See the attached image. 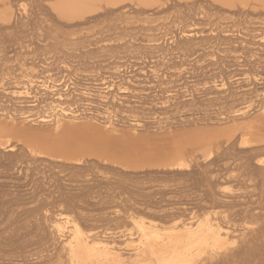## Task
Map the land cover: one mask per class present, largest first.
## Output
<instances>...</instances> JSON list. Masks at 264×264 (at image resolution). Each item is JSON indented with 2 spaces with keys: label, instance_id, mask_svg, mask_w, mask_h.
Returning <instances> with one entry per match:
<instances>
[{
  "label": "bare ground",
  "instance_id": "bare-ground-1",
  "mask_svg": "<svg viewBox=\"0 0 264 264\" xmlns=\"http://www.w3.org/2000/svg\"><path fill=\"white\" fill-rule=\"evenodd\" d=\"M65 1L75 2L78 3L81 7H85V14L90 13L91 15H94L92 13L96 12L97 10L100 11V9H102L104 10L103 12H106L105 14L107 16L109 14L107 12L115 13L116 18L123 17L126 21V18H129L127 16L129 8H126L128 6H133V8L137 7L138 11H141L142 13L143 10L146 11L148 7L151 6L155 8H152V11L156 10V8L158 7H162L163 12L164 10L171 9L172 7L174 8H172L171 10H175L176 7L175 5L172 7L169 5L170 7L168 6L167 8L168 4L167 2H164V0ZM208 1L213 4L215 8H217V10H221L227 7L237 8L240 9V11L245 8L254 10L258 6L263 7L264 5V0ZM163 2L166 5V9H164L165 5L164 7L162 6ZM182 2L184 3V6H182L187 9L185 11L189 13L192 10L194 0H182L181 2L178 1V4ZM9 5L10 4L5 7L7 10H9H6V14L11 13L10 9L12 6ZM178 6L179 7L177 8H181L180 10H183L182 6ZM178 10H176V12L182 13V11ZM99 11H97L98 14ZM156 12L154 11V14ZM150 13L151 12L149 10V16ZM183 14L187 15L186 12ZM146 15H148V13H146ZM124 16H126V18ZM149 16L148 18H150ZM82 18L85 19L84 17ZM88 18L90 19L91 17ZM107 18H109V16L104 19ZM95 21H97V19H95ZM113 22V25H115L114 20ZM127 24L129 25V22ZM116 25H118L117 27H119V24L116 23ZM116 25L114 28H117ZM130 27L132 28V26ZM226 27L222 26L220 28H225V30H227ZM220 28L218 29V32L220 31ZM114 30L116 31V29ZM216 31L215 33H217ZM130 32L135 33V31L132 32V30H130ZM179 32H181V30ZM182 32H184V30H182ZM112 33L116 35L117 31L113 32L112 30ZM127 33H129V30ZM199 33H201V31ZM215 33H209L206 34V36L202 34L201 36L198 34L199 36H197L198 38H202L204 36L203 38L205 39V37L208 38V36L211 35V38L209 37L208 39H212V34L214 35ZM217 34H219L220 37V33ZM189 35L190 34L186 36L185 34L184 36H186V40L182 41L181 39L183 43H179L178 45L176 44L179 41V36L175 37L177 38V41L175 43L176 47L174 46V48H171L175 50L178 48L179 50H185L186 52H188L187 50L190 47L193 48L192 50H195L198 45L200 46L201 42L198 43L196 47H194L195 44H197L196 41H200V38L195 41V39H192ZM228 35L229 34H226L225 36ZM233 35H231V37H228L229 39L227 37L225 38L222 35L221 36L224 37L222 38L223 41L225 39H228L227 44H229L234 43V41L238 39L237 37V39L234 37L235 40H231ZM114 36L106 37L110 39L114 38ZM119 36L121 37L122 35ZM130 36L137 38L136 36L138 35L135 34L134 36V34H130ZM143 36L141 35V38ZM184 36L182 37L181 35L180 38L182 37L185 39ZM197 36L195 37L197 38ZM125 37L127 38L126 40L129 39L127 36ZM219 37L218 42L220 41ZM117 38L115 36L114 39L116 40ZM135 38L132 40H136ZM141 38H139L140 41L144 39ZM146 38L149 39L148 37ZM213 38H215V36ZM119 39L120 38H118V40ZM229 40L233 42H229ZM116 41L113 42H115L116 44ZM136 41L138 42V40ZM172 41H174V36H172ZM126 42L127 44L129 43V45H132L131 41ZM143 42H138L137 44L141 46L147 41H145L144 43ZM110 43L107 44L110 45ZM133 43L135 45V42ZM171 43L169 45L172 46L173 43ZM202 43L207 45L205 41ZM151 45L152 44H148L147 48L155 49L156 47H158L156 44V47L154 46L155 48H153V46ZM112 46V44L111 46H107L105 44H101L100 46L96 45V47L92 49L91 53L100 57L103 56L102 54H100L102 52H104L105 55L108 54L106 51H114L117 53L119 50L115 51L116 48H113ZM123 47H125V45H123ZM141 47L143 48V46ZM141 47L139 48L142 49ZM201 47L202 46H200V48ZM120 48L121 46H119L118 49ZM129 48H131V46L127 49ZM144 48H146V46ZM144 48L142 49V51H145ZM160 48L161 47H159L158 50L159 54L160 52L164 51V49H166V47H163L160 51ZM123 49L125 50V48ZM198 49L199 48H197V50ZM132 50L131 53H133ZM136 51H138V49ZM142 51L140 50V53ZM167 51L168 49L166 50V52ZM147 52L150 51L147 50ZM156 52L152 51V53ZM164 52H162L163 54L161 55L165 54L166 58V54L168 55L171 51L169 50V53ZM177 52L179 53V51ZM127 53L129 52H126V54ZM109 54L108 55L111 57L112 54ZM144 54H146V52ZM152 57H154V55ZM222 85H224V83H222L220 86ZM261 86L262 87L253 86L252 88L242 91H233L230 88L227 90V88H224V90H220V93L223 94V96L221 95L220 97L225 100L228 99L229 102H232L233 106H231V103H229L227 100L226 106L228 105V103L230 105H228L224 111L211 113L205 112L202 114H195L194 112V115H192V117L187 116L183 118L182 116V118L180 117V119H178L179 116L177 117V119H169L165 117L163 119L161 117H155L154 120L153 118H149L151 120L147 119L146 121H141L139 119L141 117L133 118L135 114L133 112V117L131 115V118L126 116L125 118L121 116V120H117L116 117L114 118V114L113 120V118L110 116L111 114L109 113V115L105 111H103L102 113L105 112V114L107 113L106 115L100 114L99 112L93 111L91 108L84 106L80 108L75 107L77 109L74 110L65 109L63 108L64 106H61L62 108L60 107V109H57L59 108L57 104L53 109L55 110L53 111L54 113L52 112L51 114L46 115V117L41 115V119L43 118V120L39 118L40 121H38L34 118H30L28 114L26 115L25 110H23V108H21V105L17 103L16 104L20 107L15 103V105L12 104L13 102L7 104L9 105L8 107L3 104V106L0 107V147L4 149L8 148L9 150L12 149L14 150V152L11 150V152H0V264H28L32 260V258H30L31 260L29 259L30 261H28V263L26 259H28L32 254L29 253L27 247L34 242L44 240L46 231H48L46 229H49L50 227L56 228V230L61 233V237L59 236L61 238V241H59L60 248H58L61 249L60 251H63V253H60L63 256V262H65V264H264V193H259L258 200L251 202L256 204V206L251 207V203L248 204L247 202L243 203L223 199L222 194H220L221 190L217 192L218 190L216 191L215 189L218 182H220V179L226 180L227 176L234 175L232 172L233 169H239L240 166L243 169L242 175L245 176V180H257L260 184L264 183V165L262 164L264 161L260 160V154H264V87L263 85ZM80 100H82V98ZM21 103L23 106L24 102ZM11 104L12 106H10ZM92 106L93 105H91V107ZM27 107L29 106L27 105ZM130 108L132 109L128 108L129 112L131 110L133 111L135 107ZM144 108L146 109V107ZM27 109L28 108H26V110ZM147 109L150 108L148 107ZM150 111H153V109ZM222 135H224V137L220 138V136ZM156 142H163L165 144V147L153 150V147H151L150 145H153ZM189 147H206L209 149L213 147L217 149L220 147L221 149H219V152L217 151L216 153L217 158L215 161L226 160V164L223 165L225 167H223L222 165H220L221 167L218 165L214 167L216 163H213L212 160H208L209 162L201 163L187 162V155L185 156V152H187V149ZM212 151L214 150L212 149ZM211 152H209V154ZM156 154H160L163 158L161 163L150 164L149 162L143 160V157ZM197 156L199 157V155ZM258 156L260 157V159L258 161H255ZM100 163H106L114 172H112L111 170L110 171L112 173H115L114 175L111 174L113 175L112 177L111 175H109L110 177L104 176L105 180H100L101 182L96 179L93 180V177L90 178L92 176L90 174V171L92 173L95 172L94 170H96V167L98 170V164ZM106 164H104V166ZM100 166L102 168L103 165L101 164ZM106 170L109 171V169ZM103 172L105 171L103 170ZM152 172H156L155 174H163L165 177L167 174L173 173L175 176H177L176 179H173L174 181L177 180V183L175 182L177 184H175L177 187L173 186V190L175 189V191L171 190L174 193L170 195V190L168 192L165 191L167 187H164L165 190L162 191L163 189L161 190L159 188V190L155 186L153 189H157V191L159 192L161 191L160 193L155 190L151 192L152 188L149 190V192H145V190L141 193V190L136 187V184L134 185L130 181L131 184L136 187L133 188V186L129 184V182H126L129 188L131 185L132 189H135V195L133 193L132 194L137 197L136 190L138 194L139 189L140 194L138 196L141 197L140 199L138 197V199L136 197L135 199L133 198V202L129 201L131 204L127 202L130 204V209L132 208L135 212L136 210L139 211V213L142 212L148 217H131L136 224L135 226L137 228V233L135 231V238H131L128 240V243H131L133 246V252L130 253V251H127L128 255H123L124 252L121 253L123 249L121 251L117 250L115 247H112L113 244H110L111 246H108V244L113 241L111 240V238V241L108 243L109 240L107 238H105V240H108L106 242L105 240L101 239L102 237L100 238L96 236L100 238L97 239L94 236L90 237L91 235L89 236L87 234H84L85 232L83 233L79 229V226L74 222V220L63 213L67 210H78V208L80 207L82 209V206L94 205L95 203H93L94 201L92 202V198H94L93 194L96 192L95 188L97 187L98 189V187H100V184L103 182H106L108 184L112 180L113 183V178L115 177H118L115 178L117 182L115 180L114 181L119 184L121 182L118 181L124 179H126L125 181H127V179L129 178L132 181L134 179L133 182H135L137 180L136 178H127L128 175H131L130 173H145L149 175L152 174ZM141 178L139 180L138 177V180L141 181ZM148 179L146 181L149 182L150 180ZM156 179L158 180V178ZM143 180L144 178H142V182H140L141 184L143 183ZM153 180L155 181V178ZM136 182L138 185V181ZM112 183L110 182L108 185L112 186ZM107 184L103 183V185L105 186H107ZM121 184L125 185L124 182ZM169 186L172 187L171 185ZM125 187L122 186V188H118L124 190ZM110 188H112L113 190V187ZM192 188L199 190V192L201 193L194 192L195 189L194 191H190ZM115 189L113 190L114 192ZM99 191H101V189ZM121 192H118V194H120ZM118 194L115 195L118 196ZM157 194L159 195L156 196ZM112 197L110 196V198ZM162 202H166L167 204H161ZM222 206H225L224 213L226 214L227 212L226 215L224 214L221 216L220 214L222 218L220 220L224 219L225 222L222 223L223 221H221L222 225H225L226 223H228V221H230V218L228 219L226 217H231L232 219L234 218L233 216H239L237 218L238 221H240V224L238 222L240 228L237 224H235L237 225L236 227L239 228L238 233L233 229L237 234L231 233L233 232V230L230 228H233L234 226H230V228L227 225L222 226L221 223L218 222L220 220L216 221V218H212L213 214L217 215L220 213L215 212V210L213 209H215V207ZM51 209V213L47 214V212ZM255 209H258V211L256 212ZM65 213L69 214L68 212ZM52 215H55L56 217L54 216V218H52ZM182 215L185 216V219H183V217L180 218ZM176 219H178L177 221L179 222H175ZM144 220L147 222H145ZM158 220L159 222L165 221L166 224L167 221L174 220V222H172V224H165L166 226H162L156 224V222L158 223ZM57 235L59 234L57 233ZM134 235L132 234V236ZM115 244L116 242L114 243V246ZM132 246H130L131 249ZM205 258H207V262H209L208 260L211 259L210 262L206 263ZM41 259L36 260V263H32H49H46V261H48L49 259L46 261L42 260V262H40L39 260ZM55 259L54 261L56 262L57 259ZM49 261H51V259Z\"/></svg>",
  "mask_w": 264,
  "mask_h": 264
},
{
  "label": "rangeland",
  "instance_id": "rangeland-1",
  "mask_svg": "<svg viewBox=\"0 0 264 264\" xmlns=\"http://www.w3.org/2000/svg\"><path fill=\"white\" fill-rule=\"evenodd\" d=\"M178 1L181 2L182 0H177V2L176 0H164V2H167L168 4L167 8L169 5L171 7L175 5V10H171L172 8H174L172 7L171 9L164 10L163 12V8L160 6L162 9L159 7L156 8V10H154L155 12L157 11L155 14L154 11L151 10L152 8L155 9L153 6L148 7V9L146 8L147 12L143 10V13L141 11H138V8L136 6V8H133V6H128L126 8H129V10H125H128L127 16L129 18H126V16H124L127 21L124 20L123 17L116 18L115 13L107 12L109 13V18H107L109 20L108 21L107 19H104L108 16L105 14L106 12H103L104 10L102 9H100V11L103 14L99 10H97L99 11V14L97 13V11L92 13L94 15H91L90 13L85 14V7H81L78 3L68 2L65 0H0V107H2L3 104L8 107L9 105L7 104H10L11 102H13L12 104L17 103L21 105V108H23V110H25L26 115L28 114L30 118H34L38 121H40L39 118L41 119V115L46 117V115H49L53 111H55L53 109L57 104V106L59 107L57 109H60L61 106H64L63 108L65 109L73 110L82 106L89 107L93 111H97L100 114L106 115L107 113H110L111 115H109L112 118L115 114L116 116L114 115V118L116 117L117 120H121L122 117L125 116L131 118V116L134 113L136 114L137 112L138 113L136 114V116L134 114V117H132H141L139 118L141 121H146L147 119L151 120L152 118L154 120L155 117H161L163 119L164 117L169 119H177V117L179 116L178 119H180V117L182 118V116L183 118L187 116L192 117V115H194V112L195 114H202L205 112L211 113L224 111L226 107L230 105L229 103H231V106H233L232 102H229L228 99L225 100L220 97L221 95L223 96V94L220 93V90H224V88H227V90L230 88L233 91H242L252 88L253 86L262 87L261 85H263L264 87V5L263 7L258 6L254 10L245 8L240 11V9L228 7L217 10V8H215V6L208 0H194L192 10L189 12V14L187 11H185L187 9L183 7L184 1L179 4ZM164 2L162 4L163 7L165 5ZM7 3L10 4L9 6H12L11 9L9 8L11 10L10 14H6L7 9L5 7L8 6ZM178 5H183V10H180L181 8H177L179 7ZM157 9L162 11L160 12ZM164 9H166V5ZM149 10L151 12L150 16ZM176 10L182 11V13L180 12V14L179 12H176ZM184 11L187 13V15L183 14L185 13ZM146 13H148V15H146ZM148 16L150 18H148ZM82 17H84L85 19H83ZM88 17H91L92 20ZM97 17L99 18V20ZM93 18L97 19V21H95V19ZM113 20L115 21V25L116 23L119 24V27H117L118 25H116L118 29L114 28L115 25H113ZM128 22L129 25L127 24ZM218 25L220 27L227 26V30H225V28H220ZM130 26H132V28ZM110 27L113 29H111ZM218 27L220 28L221 32H218ZM114 29H116L117 31L116 35L112 33V30L113 32H116ZM211 29L214 31H212ZM221 29L223 30V32ZM128 30L129 33H127ZM130 30H132V32L135 31V33H131ZM180 30L181 32H179ZM182 30H184V32H182ZM200 31L201 33H199ZM215 31L217 33H220V37L219 34L215 33ZM179 33L182 35V37L185 34L186 36L190 34L189 36L192 39H195V41L200 38H198V36L201 34L205 36L209 33L215 34H212V39H208L209 37L211 38V35H207L208 38L205 37V39L203 38V36V39L200 38V41H196L197 44H195L194 46L196 47V45L201 42V48L199 45L197 46V48H199L198 50L197 48H194L195 50H192L193 48L190 47L187 50L188 52H186L185 50H179L178 48L176 50L171 48H174L177 41V38L175 37H178L180 35ZM112 34H114L116 38L118 36V38L122 39H116L121 43L117 42L114 39L115 36ZM118 34L122 36L120 37ZM130 34H134V36L135 34H137L138 36L140 34L139 38H141V35L143 36L144 34V36L141 38L144 39L140 41L138 36H136L137 38H135L133 36H130ZM226 34L229 35L225 36ZM221 35L225 38L231 37V35H233L232 39L230 38L231 40H235L236 37L238 39L236 38L237 40H235L234 43L227 44L229 38L223 41L222 38L224 37H222ZM106 36H114V38L109 39ZM125 36H130L128 38L131 40H126L127 38ZM172 36H174V41H172ZM180 36L178 37V40L180 42L178 41L176 45H178L179 43L182 44V41L186 40V36H184L185 39L182 37L180 38ZM195 36H197V38ZM214 36L215 38H213ZM146 37L150 38L147 39ZM152 37L153 39L155 37L157 41L155 39L154 41ZM218 37L220 40L219 42ZM134 38L138 40L139 43L147 39L145 40L147 42L144 41V44L141 43L143 44L141 45L143 46V48L146 46V48H144L145 51H142L143 48L139 44H137L138 42L136 40H132ZM206 38L208 41L206 40ZM231 40H229V42H233ZM113 41H116L117 45ZM126 41H131L133 48L132 45H129V43L127 44ZM204 41L205 43H207V45L202 43ZM133 42H135V45ZM107 43H110V45ZM170 43L172 44V46L169 45ZM101 44H105L107 46H111L112 44V47L116 48L115 51H121H118L119 53H116L114 51V53L106 51L108 54H112L111 57L109 56L110 54L105 55L104 52L100 53L107 58L103 56L100 57L98 55H93L91 53L92 49H94L96 45L100 46ZM148 44H152L151 46H153V48H155L156 45L158 47H156L157 49L155 48L156 50L149 49L147 48ZM158 44H162L163 47H166V49H164L165 52H162L169 53L170 50V53L172 54H166V58L165 54L161 55L163 54L162 52H160L159 54V47H161L160 51L163 47L162 45L160 46ZM118 45L121 46L120 49H118ZM123 45H125V47H123ZM130 46L131 48L127 49ZM139 47H141L142 49H140ZM123 48H125V50ZM130 49H133V53H131ZM134 49H138L139 52ZM167 49L168 51L166 52ZM140 50L144 53L146 52V54L142 52L140 53ZM147 50L150 52H147ZM134 51L138 53L136 54ZM152 51H157V54L152 53ZM177 51H179V53ZM126 52L129 53L126 54ZM152 54L154 55V57H152ZM222 83H224V85L220 86ZM81 98L82 100H80ZM227 100L229 103L226 106ZM21 102H24L23 106ZM26 102L29 103L27 104ZM12 104L10 106H12ZM27 105L29 107H27ZM91 105L93 106L91 107ZM128 106L135 107L133 111L131 110L132 113L131 111L129 112V109L132 108ZM147 106L150 109H147ZM144 107H146V109ZM151 107L153 111H150L152 110ZM26 108L28 109L26 110ZM103 111L107 113H102ZM41 120H43V118ZM222 137H224V135L220 136V138ZM150 146L153 147V150H156L157 148L165 147V144L163 142H156ZM220 147L217 149L214 147L210 148L211 150L206 147H189L187 149L188 153L185 152V156L187 155V162L201 163L209 162L208 160H212L213 163H216L214 167H216L217 165L223 166L226 164V160L215 161L217 158L216 153L219 149H221ZM203 148L206 150H204ZM212 149L214 151H212ZM8 150V148L4 149L0 147V152H14V150L12 149H10L11 151ZM209 152H211V155L209 154ZM197 155H199V157ZM260 156L261 159L258 156L255 161H258L259 159L264 161V154H260ZM143 160L149 162L150 164H158L161 163L163 158L160 154H156L143 157ZM101 164L103 165L102 168L100 166ZM104 164L106 163L98 164L99 171L96 167L97 171L94 170V174L90 171V174L92 175L90 178L93 177V180L96 179L99 181H104V176L108 177L111 174H115L112 173L114 171H112V169L107 164L105 166ZM262 164L264 165V162ZM106 169H109V171ZM103 170L105 172H103ZM232 172L234 175L227 176L226 180L220 179V182H218L217 186L215 187L216 191L218 190L217 192L221 190L220 194H222L223 199L243 203L247 202L248 204H250L251 202L258 200V195L260 192L262 194L264 193V183L260 184L257 180H245V176L242 175L243 169L241 166L239 167V169H233ZM155 173L156 172H152V174L149 175L145 173H130L131 175H128L127 178H136L137 180H135L138 181V185L136 181L133 182L134 179L132 181L129 178L130 180L127 179V181H125L126 179L118 181L121 183H125V185H122L120 183V186L119 183H116L117 180H115V178L118 177L113 178L116 182L114 180L113 183L112 180L110 181L112 183V186L108 185L110 182L108 184L106 182H103L104 184H107L108 187L103 185V183H99L100 187H98V189L100 188L101 191H99L100 189L98 190L97 187L95 188L96 192L94 193L95 195L93 194L94 198H92V202L94 201L93 203H95L94 205L82 206V209L81 207L78 208V210L75 209L76 212L75 210H70L71 212L69 210L65 211L69 214L65 212L63 213L69 218L71 217V219H73L74 222L79 226V229L83 233L85 232L84 234H87L89 236L91 235L90 237H102L101 239L103 240L107 238L109 241H105H108V243L113 240L111 241L112 243L110 242L108 244V246H111L113 244L112 247H115L117 250L121 251L123 249V251L120 252H124L123 255H128L127 251H130V253L133 252V246L131 243H128V240L131 238H135L137 233V228L135 226L136 224L131 217H147L146 214L142 212H140V214L139 211L136 210V213L132 208L130 209L131 203L129 201L133 202V198L135 199L136 197L134 196L135 189H132L131 185L136 184V187L141 190V193L145 190V192H149L151 188V192L153 190L157 191V189L159 188L161 190L163 189L162 191H164L167 187L165 191L168 192L170 190L169 195L174 193L173 191H175V189L173 190V186L177 185V180H173L176 179L177 176H175L173 173L167 174L166 177L163 174ZM153 174L156 177H154ZM113 175H111V177ZM138 177L139 180L141 177L144 178L142 184L140 183L142 182V178L141 181H139ZM153 177L155 178V181L153 180ZM150 178H153V181ZM156 178H158V180ZM147 179L150 180V185L149 182L146 181ZM163 180L166 182H164ZM130 181L132 182V184ZM126 182H129V184H131L130 188L128 187ZM114 185L115 188L117 186L119 188H122V186H127L124 188L126 192L123 189L122 191L118 187L115 189ZM134 185H132L133 188H136L134 187ZM169 185H171L172 187H170ZM154 186L157 187V189H153ZM110 187H113V190L115 189V192ZM139 189L138 194L136 190V195L140 199L141 197L138 196L140 194ZM194 189L195 188H192L190 191H194ZM118 192H121L122 194H118ZM157 192L160 193L161 191ZM194 192L201 193L196 189ZM115 194H118L119 197ZM107 195L113 197L110 198V196L108 197ZM158 195L159 194H157L156 196ZM127 202H129L130 204ZM161 204L167 203L162 202ZM250 206H256V204L251 203ZM224 209L225 206L215 207V209L213 210H215V212L217 213H220L217 215L213 214L212 218H216V221L222 219L221 216L225 214ZM51 211L52 209L49 210L47 214H50ZM255 211L257 212L258 209H255ZM54 216L55 215H52V218H54ZM182 217L183 219H185V216L182 215L180 218ZM233 217L234 218L232 219L231 217H226L228 219L230 218L229 220L232 222V224L230 221H228V223L223 225H227L229 226V228L230 226H234L230 229H234L238 233L240 228L238 222L240 224V221H238L237 217L239 216ZM75 220H77L79 223ZM177 220L178 219H176L175 222ZM221 221H223L222 223H225L224 219L218 222L221 223ZM164 222L165 221L159 222L158 220V223L156 222V224L166 226L172 224L174 220L167 221V224L166 222ZM235 224H237L239 228H237V225ZM46 230L48 231H46L44 240L34 242L27 247L29 253L32 254L29 258L27 257V263L31 260L30 258H32V260L28 264H31L32 262L36 263V260L42 258L41 260H39L40 262H42V260L46 261L48 259H51V261L48 260L46 261V263L49 262L48 264H52V262L56 258L57 260H55L57 263L54 261L53 264H65V262H63V256L61 255L63 251H60L61 249H59L61 233L54 227H50ZM234 230L231 233L237 234ZM56 232L59 235H57ZM132 234L135 235L132 236ZM98 237L96 238L100 239ZM57 238L60 240H58ZM115 242L116 244L114 246ZM130 246H132V249ZM58 251L59 253H61L59 254ZM210 260L208 261L210 262ZM205 262L209 263L207 262V258H205Z\"/></svg>",
  "mask_w": 264,
  "mask_h": 264
}]
</instances>
